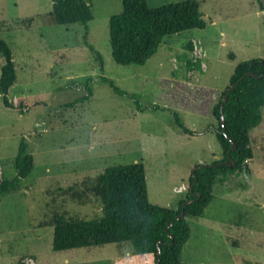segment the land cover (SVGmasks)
I'll use <instances>...</instances> for the list:
<instances>
[{
	"label": "rangeland",
	"instance_id": "374dc122",
	"mask_svg": "<svg viewBox=\"0 0 264 264\" xmlns=\"http://www.w3.org/2000/svg\"><path fill=\"white\" fill-rule=\"evenodd\" d=\"M85 1L93 20L63 26L49 16L50 0H0V40L16 72L14 108L0 97V181L17 176L21 139L33 157L20 190L0 197V264H151L130 245L54 252L53 228L44 223L53 212L97 219L95 199L80 204L63 191L134 163L144 165L149 202L176 210L193 170L223 157L212 110L234 68L264 62V0H146L149 8L194 1L205 28L165 37L142 66L112 58L109 20L121 0ZM249 147L247 173L216 183L204 216L186 219L183 264H264V108Z\"/></svg>",
	"mask_w": 264,
	"mask_h": 264
},
{
	"label": "trees",
	"instance_id": "16d2710c",
	"mask_svg": "<svg viewBox=\"0 0 264 264\" xmlns=\"http://www.w3.org/2000/svg\"><path fill=\"white\" fill-rule=\"evenodd\" d=\"M50 1L52 9L49 16L58 25L87 26L93 20L91 6L85 0ZM121 7V12L109 20L112 58L120 66H142L158 51L165 37L205 28L199 5L194 1L149 8L146 0H121ZM260 11L264 13V6H260ZM0 56L4 59L0 69V97L3 106L12 109L9 89L16 82L15 64L10 48L3 40H0ZM96 59L102 67L101 57L97 55ZM240 78L241 82L230 92L222 108L223 133L220 106L225 93ZM102 80L113 86L108 79L103 77ZM263 108V60L239 63L212 110L218 123L215 137L223 157L211 165H198L193 170L187 196L179 207L170 210L149 202L142 163L108 167L101 174L87 177L63 191L80 204L87 203L90 198L95 199L100 204L101 216L85 220L68 217L64 212H53L49 221L44 223L53 228L52 250L63 252L91 250L106 245H130L133 254L142 261L183 264L182 248L190 238L186 219L204 216L205 209L214 199L213 187L216 183L247 173L245 163L253 158L249 147L250 133L259 126ZM176 125L184 133L193 134L178 119ZM232 143L236 146L234 150H230ZM232 162L234 166L223 164ZM13 167L17 176L0 181V197L20 190L22 181L32 172L33 157L27 152L24 139L19 142ZM187 201H190L189 204L182 208ZM182 212L184 215L180 217Z\"/></svg>",
	"mask_w": 264,
	"mask_h": 264
},
{
	"label": "water",
	"instance_id": "95a60500",
	"mask_svg": "<svg viewBox=\"0 0 264 264\" xmlns=\"http://www.w3.org/2000/svg\"><path fill=\"white\" fill-rule=\"evenodd\" d=\"M263 65H264V62H263ZM246 75H253L252 73H247ZM245 75V76H246ZM262 76L258 77V78H261ZM243 78V77H242ZM242 78H240L237 82H235L229 89L228 91L225 93L224 95V98H223V101H222V105L220 106V118H221V124H222V132L224 133L225 132V122H224V117H223V112H222V108H223V105L226 103L227 99H228V96L230 94V92L241 82ZM235 144L232 143V146H231V149L230 150H234L235 149ZM222 163L218 164V165H221ZM225 165H231V166H234L235 163L232 162V163H223ZM198 168V166L195 168V170ZM195 177V176H194ZM196 179V178H195ZM190 201H187L183 204L182 208H184L187 204H189ZM184 213L182 212L180 214V217H183Z\"/></svg>",
	"mask_w": 264,
	"mask_h": 264
},
{
	"label": "crops",
	"instance_id": "0c3cea01",
	"mask_svg": "<svg viewBox=\"0 0 264 264\" xmlns=\"http://www.w3.org/2000/svg\"><path fill=\"white\" fill-rule=\"evenodd\" d=\"M182 187H180L179 189H176V192H181Z\"/></svg>",
	"mask_w": 264,
	"mask_h": 264
}]
</instances>
